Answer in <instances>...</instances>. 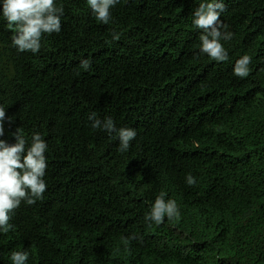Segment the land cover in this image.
<instances>
[{
  "label": "trees",
  "instance_id": "trees-1",
  "mask_svg": "<svg viewBox=\"0 0 264 264\" xmlns=\"http://www.w3.org/2000/svg\"><path fill=\"white\" fill-rule=\"evenodd\" d=\"M223 2L228 62L200 54L199 0H120L107 25L86 0H57L62 30L36 54L18 53L0 19L3 139L20 128L48 143L47 190L15 210L0 264L24 250L28 264H264V0ZM92 112L136 130L127 152ZM161 192L180 216L155 225Z\"/></svg>",
  "mask_w": 264,
  "mask_h": 264
},
{
  "label": "clouds",
  "instance_id": "clouds-1",
  "mask_svg": "<svg viewBox=\"0 0 264 264\" xmlns=\"http://www.w3.org/2000/svg\"><path fill=\"white\" fill-rule=\"evenodd\" d=\"M195 2V0H194ZM92 15L101 24L107 25L112 21L111 10L120 0H86ZM64 7L57 4V0H0V19L9 28L15 31L11 36V46L18 53L31 52L36 54L41 49L42 37L47 34L60 33L62 30V17ZM225 11L223 0H199L198 7L192 13V25L195 29L202 30L199 35L200 54L207 55L216 62H228L229 53L223 42L233 39L234 33L220 19ZM113 40H119L120 34L112 33ZM251 56L242 55L236 60L233 74L237 77H247L251 71ZM80 67L85 71L91 68L89 59H82ZM6 108L0 105V234L12 230L10 223L15 210L22 202L34 205L43 199L47 190L45 180L48 162L45 153L48 143L40 132H33L29 142L23 131L17 128L13 135L15 143L9 144L5 136ZM13 118L7 117L8 123ZM93 129L102 130L109 136L119 140L118 151L127 152L137 132L131 127L117 128L111 117L103 120L97 118L92 112L88 116ZM189 186L196 184V178L188 173L185 177ZM166 193L161 192L150 210L145 215V220L155 225L168 220L179 218L180 209L174 199H165ZM131 237L129 239H134ZM30 253L28 250L13 251L10 257L12 264H28Z\"/></svg>",
  "mask_w": 264,
  "mask_h": 264
}]
</instances>
